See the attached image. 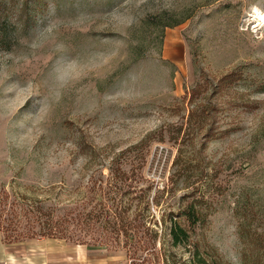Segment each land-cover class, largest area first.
<instances>
[{"label": "rangeland", "instance_id": "374dc122", "mask_svg": "<svg viewBox=\"0 0 264 264\" xmlns=\"http://www.w3.org/2000/svg\"><path fill=\"white\" fill-rule=\"evenodd\" d=\"M162 12L179 24L161 36ZM261 15L264 0H0L6 201L80 203L97 189L90 180L108 185L114 155L140 144L123 168L149 187L150 210L183 222L182 207L202 197L208 213L188 244L161 231L134 260L123 233L97 225L77 227L69 241L6 243L4 233L0 241L84 247L80 264L106 256L190 264L195 255L241 264L237 203L258 213L254 227L264 231ZM229 73L231 82H221Z\"/></svg>", "mask_w": 264, "mask_h": 264}, {"label": "trees", "instance_id": "16d2710c", "mask_svg": "<svg viewBox=\"0 0 264 264\" xmlns=\"http://www.w3.org/2000/svg\"><path fill=\"white\" fill-rule=\"evenodd\" d=\"M165 13L159 14L163 18L159 27L161 36L166 27L179 24L176 20L170 21L172 17H167ZM232 77L233 73L226 74L221 82H231ZM195 92L196 89L192 91V95ZM193 114L194 110L190 112V119ZM139 145H130L114 155L107 167L110 174L106 181L108 185L103 188V179L90 180V190L97 189L87 198L86 195L80 203L75 201L70 206L61 208L58 203L50 202L48 198L27 197H20L8 203L7 195L0 193V233H4L5 242L29 238L69 241L74 240L73 233L77 227L92 230L97 225L109 233H123L125 244L129 247L128 254L133 260L138 250L154 242L157 233L161 231L168 233L173 245L188 244L189 232L206 224L208 213L203 206L205 202L202 197L188 201L180 210L184 217L183 222L175 216H172L168 223L163 218H158L155 209L150 210L147 199L149 187L139 188L136 185L138 173L135 170L130 173L123 168L124 160H127ZM235 210L238 218L237 236L241 245V264H264V231H258L253 223L258 213L248 208L247 204L242 207L237 203ZM78 239L80 238H76ZM211 254L216 255L215 252ZM195 256L190 264H221L220 257L210 256L208 259Z\"/></svg>", "mask_w": 264, "mask_h": 264}, {"label": "crops", "instance_id": "0c3cea01", "mask_svg": "<svg viewBox=\"0 0 264 264\" xmlns=\"http://www.w3.org/2000/svg\"><path fill=\"white\" fill-rule=\"evenodd\" d=\"M39 242L40 239H37L24 246H14L0 241V264H80L81 256L87 252L84 247H60L50 244L40 246ZM89 264L114 263L106 256L92 260Z\"/></svg>", "mask_w": 264, "mask_h": 264}, {"label": "bare ground", "instance_id": "6f19581e", "mask_svg": "<svg viewBox=\"0 0 264 264\" xmlns=\"http://www.w3.org/2000/svg\"><path fill=\"white\" fill-rule=\"evenodd\" d=\"M260 21H264V16L263 15H261Z\"/></svg>", "mask_w": 264, "mask_h": 264}]
</instances>
